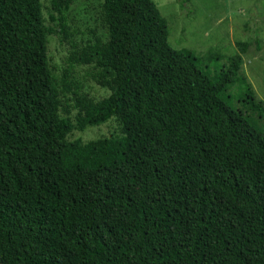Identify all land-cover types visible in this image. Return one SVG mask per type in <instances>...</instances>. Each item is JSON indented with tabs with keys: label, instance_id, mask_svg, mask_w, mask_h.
I'll list each match as a JSON object with an SVG mask.
<instances>
[{
	"label": "trees",
	"instance_id": "trees-1",
	"mask_svg": "<svg viewBox=\"0 0 264 264\" xmlns=\"http://www.w3.org/2000/svg\"><path fill=\"white\" fill-rule=\"evenodd\" d=\"M77 1L0 0V264H264L260 41L204 62L153 0H106L110 52L70 60L113 73L97 100L49 56ZM113 118L119 136L69 139Z\"/></svg>",
	"mask_w": 264,
	"mask_h": 264
},
{
	"label": "rangeland",
	"instance_id": "rangeland-1",
	"mask_svg": "<svg viewBox=\"0 0 264 264\" xmlns=\"http://www.w3.org/2000/svg\"><path fill=\"white\" fill-rule=\"evenodd\" d=\"M42 1L46 7L50 6V0ZM153 1L169 25L170 45L176 50L192 51L204 62L232 56L237 52V42L257 37L261 50L244 58L243 71L258 98L264 101V0H191L185 5L178 0ZM74 5L78 6L70 12L72 29L68 41L71 42L60 45L56 39L49 41L52 65L59 76L66 72L68 85L79 86L88 97L97 100L110 98L115 87L112 83L114 75L110 71L98 73L94 70L97 57L81 65L72 64L70 60L72 55L77 56L86 50L97 55L103 53L102 49L110 52V23L113 18L107 13L106 0H83ZM73 44L78 45V49H73ZM91 72L97 73L93 76L99 79L92 77ZM81 94L74 93L73 97L80 99ZM70 98H67L69 103ZM235 102L237 107L241 105L238 98ZM119 135L120 127L113 118L100 126H90L84 132L76 131L69 139L86 144L101 137ZM246 221L242 219L241 225H245Z\"/></svg>",
	"mask_w": 264,
	"mask_h": 264
}]
</instances>
